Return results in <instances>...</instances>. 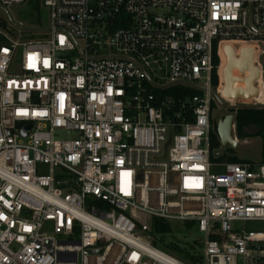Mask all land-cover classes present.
<instances>
[{
  "label": "built area",
  "instance_id": "built-area-1",
  "mask_svg": "<svg viewBox=\"0 0 264 264\" xmlns=\"http://www.w3.org/2000/svg\"><path fill=\"white\" fill-rule=\"evenodd\" d=\"M39 3L41 37L0 18V264H187L151 219L193 223L196 264H264V133L257 162L209 138L226 45L252 48L264 108V0Z\"/></svg>",
  "mask_w": 264,
  "mask_h": 264
},
{
  "label": "rangeland",
  "instance_id": "rangeland-1",
  "mask_svg": "<svg viewBox=\"0 0 264 264\" xmlns=\"http://www.w3.org/2000/svg\"><path fill=\"white\" fill-rule=\"evenodd\" d=\"M27 1L26 3L18 6H12L9 8L0 7V18L6 23V25L13 29H21L22 33L27 37H41L48 29V13L47 10L39 5L38 12L32 10V6ZM234 48H237L234 46ZM230 45H226L223 51L220 52L221 56L225 59L220 65L217 72L218 85L217 91L222 97L219 101V109L213 110V120L219 119L222 115L234 110V107H250V102L241 98L234 99L236 97L250 98V86L252 80V69L245 60H250L253 57V51L251 47H243L238 51H235ZM250 48V49H249ZM251 50V52H249ZM243 58L239 64L233 60ZM251 55V58L247 57ZM248 58V59H247ZM232 61V65L228 68L227 62ZM252 62V60H251ZM261 63V59H258ZM239 66V67H238ZM242 70V71H239ZM244 74V77L239 79L238 73ZM234 115V113H231ZM253 132V131H250ZM221 150V146L219 151ZM233 155L239 160L257 162L260 160L261 155V140L259 137H248L244 140H239L238 145L232 150ZM171 233L166 235V241H181L187 243H193L201 239V235L197 232H189L184 229V225L180 222H172ZM250 230H260V226H248ZM191 231V230H190Z\"/></svg>",
  "mask_w": 264,
  "mask_h": 264
},
{
  "label": "trees",
  "instance_id": "trees-1",
  "mask_svg": "<svg viewBox=\"0 0 264 264\" xmlns=\"http://www.w3.org/2000/svg\"><path fill=\"white\" fill-rule=\"evenodd\" d=\"M32 6V10L38 12L39 0H29L28 2ZM213 66H217L218 59L213 56ZM211 83L213 88L218 85L217 70L213 69L211 74ZM185 94L193 95L194 93L190 90H186ZM234 113V125L235 133L238 140H244L248 137H262L264 133V108L255 107H238L236 110H230ZM253 131V132H250ZM210 160L215 162H227V163H239L240 160L233 155L231 149H227L224 153L215 155L219 152L220 142L215 131H210ZM171 224L158 219L150 220V230L148 236H150V244L152 247L173 255L180 261L187 264H196L195 258L192 257L196 251L197 242L187 243L181 241H166V235L171 233ZM184 229L191 232L194 224H183Z\"/></svg>",
  "mask_w": 264,
  "mask_h": 264
},
{
  "label": "water",
  "instance_id": "water-1",
  "mask_svg": "<svg viewBox=\"0 0 264 264\" xmlns=\"http://www.w3.org/2000/svg\"><path fill=\"white\" fill-rule=\"evenodd\" d=\"M249 52H251V50H249ZM241 57L242 56H240L239 59H235V57L233 55V60L236 62V64H239L240 61L243 59ZM247 57L251 58V55H248ZM233 60H231L230 62H227V67L228 68L234 63ZM251 60H252V58L249 61L245 60V63L248 64V66H250L251 69H252ZM232 61H233V63H232ZM239 71H242V70L239 69ZM253 81L254 80H251V83L249 81V86H250V88H249L250 89V94L249 95H251L250 98L236 97L234 99L241 98L243 100H250L252 97H255L256 96V90L253 87ZM232 122H233V116L230 115V116H228L225 119L224 122H219V124L217 126L216 134H217V137L219 139L220 146H221V150L218 152V154L224 153L227 149L233 150V149H235L237 147L235 142L230 137V131H231L230 126H231ZM26 129H30V126H28Z\"/></svg>",
  "mask_w": 264,
  "mask_h": 264
},
{
  "label": "flooded vegetation",
  "instance_id": "flooded-vegetation-1",
  "mask_svg": "<svg viewBox=\"0 0 264 264\" xmlns=\"http://www.w3.org/2000/svg\"><path fill=\"white\" fill-rule=\"evenodd\" d=\"M256 61H257V59H256V57H255V55H254V53H253V57H252V74H251V76H252V80H254V81H253V87H254V84L258 81V79H259V74H260V70H259V67H258ZM238 77H239V79H241V78L244 77V74L238 73ZM229 110H231V108H229ZM231 113H232V112H228V113H226L225 115H222L219 119H217V120L214 119V120L212 121V124H211V131H215V132H216V130H217V126H218L219 122H224L225 119H226L228 116L231 115ZM232 116H233V115H232Z\"/></svg>",
  "mask_w": 264,
  "mask_h": 264
},
{
  "label": "bare ground",
  "instance_id": "bare-ground-1",
  "mask_svg": "<svg viewBox=\"0 0 264 264\" xmlns=\"http://www.w3.org/2000/svg\"><path fill=\"white\" fill-rule=\"evenodd\" d=\"M224 59H225V57L220 55V65H221V63L223 62ZM219 68H220V66H219Z\"/></svg>",
  "mask_w": 264,
  "mask_h": 264
},
{
  "label": "crops",
  "instance_id": "crops-1",
  "mask_svg": "<svg viewBox=\"0 0 264 264\" xmlns=\"http://www.w3.org/2000/svg\"><path fill=\"white\" fill-rule=\"evenodd\" d=\"M250 49V48H249ZM240 73V72H239Z\"/></svg>",
  "mask_w": 264,
  "mask_h": 264
}]
</instances>
